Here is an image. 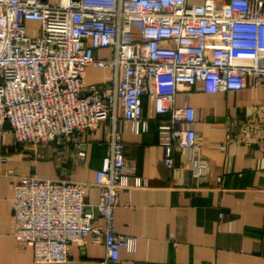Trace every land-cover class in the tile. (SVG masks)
<instances>
[{
  "label": "built area",
  "instance_id": "built-area-1",
  "mask_svg": "<svg viewBox=\"0 0 264 264\" xmlns=\"http://www.w3.org/2000/svg\"><path fill=\"white\" fill-rule=\"evenodd\" d=\"M30 22L39 33L29 32ZM104 49L110 57L98 58ZM90 67H111L114 77L87 84ZM250 80L264 87V0H0V148L8 133L18 144L72 140L81 148L100 125L109 131L94 183L99 202L86 203L89 183L22 176L15 237L37 264H66L70 246L88 238L105 246L98 264H117L136 244L115 228L120 190L135 173L120 124L148 132L144 100L153 85L165 164L187 152L199 178L206 166L195 158L193 88L241 91Z\"/></svg>",
  "mask_w": 264,
  "mask_h": 264
},
{
  "label": "crops",
  "instance_id": "crops-1",
  "mask_svg": "<svg viewBox=\"0 0 264 264\" xmlns=\"http://www.w3.org/2000/svg\"><path fill=\"white\" fill-rule=\"evenodd\" d=\"M110 55L107 49L96 54ZM113 77L111 67H90L85 74L87 84ZM151 91L144 100L148 132L119 126L127 167L135 173L120 190L115 228L136 238V244L121 250L117 264H264V87L250 80L241 91L208 92L203 83L193 88L195 158L206 166L199 178L187 152L176 151L174 165L165 164L153 85ZM108 132L100 125L81 139V148L72 140L18 144L6 135L0 148V264H37L33 248L14 235L20 177L89 183L86 203L97 204L100 189L94 183L108 150ZM104 255V244L88 238L70 246L66 264H98Z\"/></svg>",
  "mask_w": 264,
  "mask_h": 264
},
{
  "label": "rangeland",
  "instance_id": "rangeland-1",
  "mask_svg": "<svg viewBox=\"0 0 264 264\" xmlns=\"http://www.w3.org/2000/svg\"><path fill=\"white\" fill-rule=\"evenodd\" d=\"M27 27H28L29 32L31 34H33L34 31H37V33H39V31H40V24L37 22H30V23H28Z\"/></svg>",
  "mask_w": 264,
  "mask_h": 264
}]
</instances>
